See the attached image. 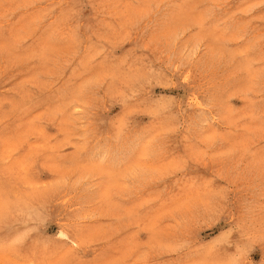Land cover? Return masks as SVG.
<instances>
[{
	"label": "clouds",
	"instance_id": "clouds-1",
	"mask_svg": "<svg viewBox=\"0 0 264 264\" xmlns=\"http://www.w3.org/2000/svg\"><path fill=\"white\" fill-rule=\"evenodd\" d=\"M63 2L70 10L57 40L24 55L43 62L45 79L69 54L83 56L64 74L69 98L41 113L38 123L56 131L40 143L22 141L18 160L0 152V264H107L77 254L89 218L79 203L80 185L95 178L83 160L89 152L104 168L99 174L118 186L112 197L152 187L138 207L163 208L170 227L195 246L199 254L183 264H239L219 251L228 238L264 239V0H242L225 19L237 12L250 19L232 32L212 20L228 0ZM81 9L108 30L101 39L127 43V54L108 56L91 25L78 38L73 19ZM254 20L259 31L248 27ZM18 55L15 44H0V66ZM233 97L245 104L233 107ZM67 145L70 159L61 155ZM38 168L51 174L43 184L34 178ZM52 218L60 231L49 238L43 229ZM217 227L220 238L200 244V230ZM70 238L61 255H47ZM26 244L31 251L24 254Z\"/></svg>",
	"mask_w": 264,
	"mask_h": 264
},
{
	"label": "rangeland",
	"instance_id": "rangeland-1",
	"mask_svg": "<svg viewBox=\"0 0 264 264\" xmlns=\"http://www.w3.org/2000/svg\"><path fill=\"white\" fill-rule=\"evenodd\" d=\"M241 5L242 0H228L223 8L213 12V23L221 24L229 32L236 31L250 17L239 12L232 19L226 20L225 17ZM69 10L70 6L63 0H0V44H15L20 51V55L13 56L9 63L0 66V132L4 133L0 138V152L13 161L24 155L20 146L26 138L32 143H40V137L46 138L56 131V127L47 121L38 123L42 119L41 113H50L70 96L65 88L64 74L69 65L82 58V52L76 50L66 56L64 64L54 69L53 75L47 79L39 75L43 62L24 55L56 41L59 35L56 30ZM254 14L259 15L258 11ZM73 24L78 38L86 36L91 25L97 32L93 40L97 42V47H104L108 56L120 58L127 54V43H109L100 38L107 35L108 30L97 24L90 9H81L76 13ZM253 26L256 31L261 28L256 20L248 25L250 28ZM244 104L245 101L239 97L231 100L235 108ZM190 115L193 120L199 119L196 111ZM72 154L71 145L65 146L61 153L64 159H70ZM83 160L95 178L90 176L80 185L79 203L89 217L84 233L78 237L80 247L77 254L82 260H104L107 264H183L199 254L193 252L194 245L189 247L185 244L187 238L183 234L170 227L171 221L163 208L155 203L138 207L153 194L150 185L121 189L120 195L112 197L114 188L118 186L99 174L104 168L98 165V158L89 152ZM50 175L39 168L34 172L38 184L47 182ZM133 211L136 215H129ZM59 231L60 226L54 218L46 220L43 235L52 238ZM221 231L219 227L215 231L201 229L198 237L200 244L210 245L214 237L220 238ZM4 235L0 233V237ZM68 247H71V238L51 246L47 255L59 256ZM30 251L28 244L22 248L24 254ZM219 251L235 258L239 264H262L264 239L234 233Z\"/></svg>",
	"mask_w": 264,
	"mask_h": 264
},
{
	"label": "snow or ice",
	"instance_id": "snow-or-ice-1",
	"mask_svg": "<svg viewBox=\"0 0 264 264\" xmlns=\"http://www.w3.org/2000/svg\"><path fill=\"white\" fill-rule=\"evenodd\" d=\"M262 264H264V262H262Z\"/></svg>",
	"mask_w": 264,
	"mask_h": 264
},
{
	"label": "bare ground",
	"instance_id": "bare-ground-1",
	"mask_svg": "<svg viewBox=\"0 0 264 264\" xmlns=\"http://www.w3.org/2000/svg\"><path fill=\"white\" fill-rule=\"evenodd\" d=\"M2 234V233H1Z\"/></svg>",
	"mask_w": 264,
	"mask_h": 264
}]
</instances>
